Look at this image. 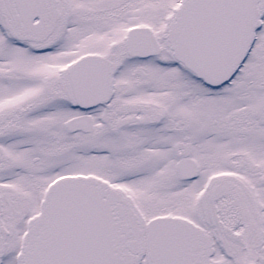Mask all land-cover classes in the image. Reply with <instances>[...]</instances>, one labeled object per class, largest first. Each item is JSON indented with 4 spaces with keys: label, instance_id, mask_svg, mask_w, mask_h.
<instances>
[{
    "label": "snow or ice",
    "instance_id": "snow-or-ice-1",
    "mask_svg": "<svg viewBox=\"0 0 264 264\" xmlns=\"http://www.w3.org/2000/svg\"><path fill=\"white\" fill-rule=\"evenodd\" d=\"M0 264H264V0H0Z\"/></svg>",
    "mask_w": 264,
    "mask_h": 264
}]
</instances>
